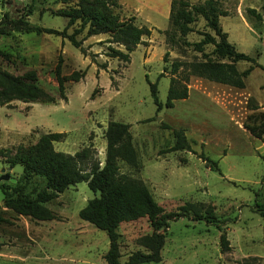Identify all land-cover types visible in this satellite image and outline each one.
Listing matches in <instances>:
<instances>
[{"label":"rangeland","instance_id":"rangeland-1","mask_svg":"<svg viewBox=\"0 0 264 264\" xmlns=\"http://www.w3.org/2000/svg\"><path fill=\"white\" fill-rule=\"evenodd\" d=\"M3 1V25L4 11L15 18L28 9L30 14L24 17L31 24L61 29L66 23V17L56 13L65 5L58 0ZM128 1L137 6L140 16L130 5L118 8L120 15H134L137 24L151 28L142 43L129 52L128 62L107 53V33L85 38V53L56 33L11 30L0 34V68L14 74L34 69L36 82L55 97L54 101L14 98L0 105V174H9L0 179V185L3 181L14 183L21 176L22 165L11 166L8 158L19 146L35 143L41 132H65L63 139L53 142L55 149L74 153L87 148L85 163L97 159L102 164L108 121L127 122L141 164L136 168L119 160V170L141 178L166 210H177L186 201L212 204L216 220L229 231V248L222 250L216 224L178 217L166 227L161 259L142 264H264V218L255 209V201L264 203V142L237 122L250 111V95L260 110L264 108V70L254 66L243 89L191 75L188 96L157 109L149 83L157 81L158 97L164 102L172 60L198 59L203 51L216 57L212 43H206L203 51L191 44L205 30L214 31L196 15L189 23L191 29L171 44L160 31L169 25L163 3L155 7L158 0ZM219 2L227 12L219 16L227 39L264 64V0ZM248 6L255 7L262 17L249 14ZM84 32L85 28L78 36ZM59 52L63 57L61 72L66 76L65 98L59 95L53 72ZM249 64L247 60L237 62L240 69ZM81 71L84 74L75 79V72ZM179 127L184 128L190 149H170L175 141L173 130ZM200 152L216 160L219 170L206 166ZM44 185V178L34 175L25 192L34 196ZM94 194L85 180L78 181L45 202L55 218L35 219L4 206L0 186V264H106V230L78 215ZM117 230L120 262L129 264V253L143 248L137 238L149 233L151 225L141 216L121 222Z\"/></svg>","mask_w":264,"mask_h":264},{"label":"trees","instance_id":"trees-1","mask_svg":"<svg viewBox=\"0 0 264 264\" xmlns=\"http://www.w3.org/2000/svg\"><path fill=\"white\" fill-rule=\"evenodd\" d=\"M2 5L4 3L3 0ZM65 4L57 14L66 17L63 28L31 24L24 15L30 14V9L23 15L12 18L7 11L2 13L3 21L0 22V34H8L11 30L22 32H48L67 37L71 43L85 53L82 43L92 34L107 33L108 54L118 57L124 62L130 59L129 52L143 41L144 35L151 33V28L144 24H137L135 16H123L118 12V0H58ZM264 11V2L261 5ZM117 8V10H115ZM247 12L257 18L262 17L255 7L248 6ZM227 14L221 7L219 0H171L169 10V25L160 30L165 33L167 41L171 44L177 42V36L184 35L191 28L189 23L196 15L204 18L206 26L214 34L204 31L202 37L191 42L194 49L203 51L206 43L213 44V52H202V57L192 60L174 59L170 64V79L164 102L159 100L157 81L150 82V92L157 109L163 105L172 106L175 99L188 96L189 76H199L206 79L232 85L245 86V77L257 65L264 70V64L257 63L255 59L244 51L236 49L227 39V34L222 30L219 16ZM1 18V19H2ZM72 26V30L67 29ZM85 32L78 36L83 29ZM218 36V38H216ZM120 44L123 48L113 46L111 43ZM168 50L163 58L166 59ZM3 55L9 57L7 52ZM247 60L250 64L239 69L237 62ZM63 57L61 52L57 55L53 67L60 97L65 98L66 76L61 72ZM165 69V68H164ZM85 71L76 74L79 79ZM164 71L160 72L163 75ZM34 69H29L22 74H14L0 68V105L8 103L11 99L18 98L23 101H54L55 97L47 92L37 82ZM250 111L246 114L242 125L255 137L264 142V108L259 109L256 98L250 95L247 99ZM106 149L105 159L102 164L97 159L86 162L87 148H82L74 153L55 149L53 142L65 137L62 131H45L39 133L35 143L29 146H19L16 152L8 158L11 166L19 163L22 165V174L14 183L3 181V205L13 211L29 215L35 219H52L56 217L54 211L45 204L46 201L56 197L59 192L78 181L85 180L88 187L95 193L87 199L85 205L78 210V215L96 227L106 230L108 235V248L104 254L106 264H121L118 225L123 221L134 220L145 216L151 225V231L140 235L137 239L143 248H137L128 255L129 264H142L156 262L161 259V250L165 242V230L169 222L181 216L192 219H203L208 223L216 224L219 232V242L222 250L229 248V240L225 226L218 223L214 207L202 201H186L177 210H166L153 197L147 184L138 177L129 175L119 170V160L138 168L140 159L138 151L133 144L129 123L111 119L105 129ZM175 141L170 149H190V143L185 135L184 128H174ZM199 157L210 168L219 170L217 161L211 159L204 152ZM264 157V156H263ZM34 175L42 176L45 185L36 195L25 192V187ZM255 209L264 218V203L255 201Z\"/></svg>","mask_w":264,"mask_h":264},{"label":"crops","instance_id":"crops-1","mask_svg":"<svg viewBox=\"0 0 264 264\" xmlns=\"http://www.w3.org/2000/svg\"><path fill=\"white\" fill-rule=\"evenodd\" d=\"M119 1V3H120V8L121 7H124V6H127V5H130V7L132 8V9H134V11H135V14H136V16L137 17H139L140 16V10L137 8V6H134V5H131L130 3H129V1L128 0H118ZM159 1V2H158ZM158 1H156V2H154V6L156 7H158V5H160L161 3H163L162 5V7H163V13L165 14V16L167 15L168 17H169V10H170V2H171V0H161V2H160V0H158ZM152 5V4H151ZM253 7V6H252ZM98 34H100V33H98ZM143 40H144V37H143ZM142 43V42H141ZM256 66V65H255ZM238 67V66H237ZM239 68V67H238ZM240 69V68H239ZM253 69V68H252ZM191 77H194V75H192ZM197 78H199L198 76H196ZM204 78V77H203ZM264 81V80H263ZM220 83V82H219ZM222 84H224V83H222ZM226 85H228V84H226ZM229 86H232V85H229ZM232 87H234V88H237V89H243L244 87H235V86H232ZM188 88L190 89L191 87H189V85H188ZM189 89H188V93H189ZM247 93H250V92H247ZM179 99H183V98H179ZM257 99L259 100V102H260V98H258L257 97ZM176 100V99H175ZM241 119V118H240ZM240 119H238L237 120V122L239 123V124H242L241 122H243V121H241ZM229 233V231L227 232L226 231V234H228ZM242 237V236H241ZM227 238H228V235H227ZM228 240H229V238H228ZM229 245H230V242H229Z\"/></svg>","mask_w":264,"mask_h":264},{"label":"water","instance_id":"water-1","mask_svg":"<svg viewBox=\"0 0 264 264\" xmlns=\"http://www.w3.org/2000/svg\"><path fill=\"white\" fill-rule=\"evenodd\" d=\"M8 177H9V174L7 173L0 174V179H7Z\"/></svg>","mask_w":264,"mask_h":264}]
</instances>
